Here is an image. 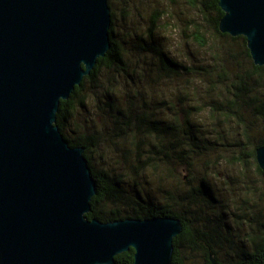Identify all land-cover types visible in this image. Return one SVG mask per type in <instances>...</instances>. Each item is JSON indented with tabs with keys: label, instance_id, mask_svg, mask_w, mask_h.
Segmentation results:
<instances>
[{
	"label": "trees",
	"instance_id": "16d2710c",
	"mask_svg": "<svg viewBox=\"0 0 264 264\" xmlns=\"http://www.w3.org/2000/svg\"><path fill=\"white\" fill-rule=\"evenodd\" d=\"M114 1L108 0L112 48L57 113L65 139L85 149L97 184L87 218L179 219L183 231L174 239L172 264H212L211 255L217 264H264V203L251 205L242 197H261L259 189L228 176L231 182L218 189L224 199L217 200L211 184L223 164L241 169L240 180L251 165L264 177L257 161L264 146V66L255 65L245 37L221 32L225 14L219 0H183L197 12L183 34L208 59L171 57L155 39L165 18L157 14L146 36L134 39L137 53L152 57L155 73L141 82L143 89L133 79L139 90L123 95L116 80L106 83L102 76L105 70L129 76L123 41L115 33ZM91 104L102 122L93 113L83 124L76 121ZM109 140L124 156L119 171L94 163L93 154ZM134 253L116 260L131 264Z\"/></svg>",
	"mask_w": 264,
	"mask_h": 264
},
{
	"label": "water",
	"instance_id": "95a60500",
	"mask_svg": "<svg viewBox=\"0 0 264 264\" xmlns=\"http://www.w3.org/2000/svg\"><path fill=\"white\" fill-rule=\"evenodd\" d=\"M222 33L264 66V0H219ZM108 0H0V264H172L177 218L89 220L85 149L57 113L112 48ZM264 170V146L257 150ZM212 264L217 261L211 255Z\"/></svg>",
	"mask_w": 264,
	"mask_h": 264
},
{
	"label": "rangeland",
	"instance_id": "374dc122",
	"mask_svg": "<svg viewBox=\"0 0 264 264\" xmlns=\"http://www.w3.org/2000/svg\"><path fill=\"white\" fill-rule=\"evenodd\" d=\"M113 5L116 17L114 27L115 33L117 39L123 41V49L128 64L129 76H118L120 74L108 70H105L102 76L106 83L109 81V78L116 80L117 91L123 93V95H126V93L133 94L135 91L139 90L137 87H132L131 83L133 79L137 81L140 89H143L144 84L141 82L143 80H151L150 75L152 74L150 73H152V71L155 73L154 66L151 63L152 59H150L152 57H145V55L137 53L134 47V39L137 36H146L147 31L151 26V19L157 17V14H164L162 17L165 18L158 22L156 31L154 32L155 39L161 48L165 49L171 57L173 56L180 59L188 58L193 59L196 62L202 61L204 58L206 60L208 59L209 55L202 49L198 48L194 43L190 41L187 42V38L183 34L182 30L186 28V20L188 21L191 17H197V12L185 1L177 0V2L173 3L171 0H115ZM189 56H192L193 58H190ZM150 67H152L151 70ZM92 113L93 116H95L96 121L101 123L102 118L95 114V109L92 104L89 105L88 111H80L75 120L83 124L89 118V114ZM72 127L73 129H76L75 124H73ZM72 135L76 136L75 134ZM120 151L121 150H118L110 140L104 141V147L101 146L98 152L93 154L96 167L99 169L106 168L119 171V167L116 166L118 160L119 163L124 162V156ZM114 167H117V169ZM217 171L222 174L216 175L215 177L212 176L211 178V184L215 189L217 200L224 199V194H221L219 190H221L223 186H226L227 182H231L228 176H232L236 181L239 180L238 183H242V186L247 185L251 191L255 192V188L259 189L258 194L261 195V197L252 194L250 196H242L243 199H247L248 203L251 205L254 204V202L259 205L264 203V195L261 194L264 192V177L258 175L254 165L247 168L246 173H244L247 176L242 180H240L241 169L239 170L237 167H227V165L223 164ZM243 191L246 190L243 189Z\"/></svg>",
	"mask_w": 264,
	"mask_h": 264
},
{
	"label": "flooded vegetation",
	"instance_id": "af4514ba",
	"mask_svg": "<svg viewBox=\"0 0 264 264\" xmlns=\"http://www.w3.org/2000/svg\"><path fill=\"white\" fill-rule=\"evenodd\" d=\"M133 250H134V249H133ZM134 251H135V250H134ZM134 256H135V253H134ZM134 260H135V258H134ZM116 262H117V264H123L122 261H117V260H116ZM133 263H134V261H133ZM133 263H131V264H133Z\"/></svg>",
	"mask_w": 264,
	"mask_h": 264
}]
</instances>
